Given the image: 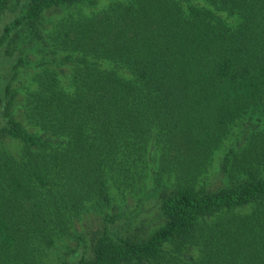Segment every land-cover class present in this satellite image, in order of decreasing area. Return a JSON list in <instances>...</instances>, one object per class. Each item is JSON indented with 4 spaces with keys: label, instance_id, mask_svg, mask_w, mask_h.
Segmentation results:
<instances>
[{
    "label": "trees",
    "instance_id": "16d2710c",
    "mask_svg": "<svg viewBox=\"0 0 264 264\" xmlns=\"http://www.w3.org/2000/svg\"><path fill=\"white\" fill-rule=\"evenodd\" d=\"M85 2L0 0V137L20 144L0 150V264H35L72 214L142 191L148 173L169 182L164 223L145 238L96 230L90 257L59 264H264V125L225 158L233 184L196 187L229 125L264 110V0H110L61 17L47 38L72 63L70 89L34 73L22 125L12 43L43 38L47 9Z\"/></svg>",
    "mask_w": 264,
    "mask_h": 264
},
{
    "label": "rangeland",
    "instance_id": "374dc122",
    "mask_svg": "<svg viewBox=\"0 0 264 264\" xmlns=\"http://www.w3.org/2000/svg\"><path fill=\"white\" fill-rule=\"evenodd\" d=\"M14 1V2H13ZM95 5L88 2L76 6H64L49 8L42 17L41 34L43 38H30L27 31H20L15 45L22 50V61L18 67V75L13 80V86L17 90L12 106V115L22 125L26 126L23 100L27 92V84L34 73L43 68L53 69L57 72L62 87L70 89L71 65L65 60V53H56L47 35L55 22L68 14L87 15L107 4L110 0H95ZM11 5L15 0H9ZM264 110L253 109L240 115L228 127V132L213 152L211 161L205 170L198 176L197 188L205 190H217L221 187L233 184L234 180L226 172L224 161L231 158L232 152H239L246 144L247 138L257 129L263 128ZM29 130L34 131L31 127ZM19 142L9 137H0V150L14 155L20 150ZM230 164V161L227 160ZM152 164L155 165L154 162ZM226 164V163H225ZM227 165V164H226ZM153 168V165H152ZM166 175L158 177L148 173L143 180L144 189L136 194L120 196L112 188V198L105 206L82 208L78 214H72L65 228L52 244L47 246L35 264H59L67 258L71 251L83 257L91 256L92 235L96 230H108L110 236L147 237L153 230L164 223V216L160 210V202L164 187L168 186Z\"/></svg>",
    "mask_w": 264,
    "mask_h": 264
}]
</instances>
